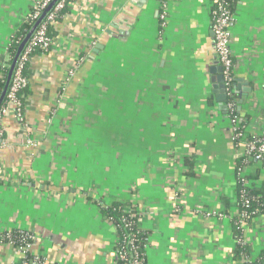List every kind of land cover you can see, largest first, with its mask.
Listing matches in <instances>:
<instances>
[{
	"label": "crops",
	"instance_id": "obj_1",
	"mask_svg": "<svg viewBox=\"0 0 264 264\" xmlns=\"http://www.w3.org/2000/svg\"><path fill=\"white\" fill-rule=\"evenodd\" d=\"M37 1L0 0V65ZM210 6L170 0L164 26L158 0H78L57 18L51 50L29 64V130L14 107L4 120L0 264H18L1 240L18 230L52 263L114 264L118 231L102 208L116 204L138 213L146 264H246L234 259L241 155L218 102ZM231 33L238 111L254 136L264 126V0H236ZM245 169L261 189L259 165ZM244 237L253 261L264 217Z\"/></svg>",
	"mask_w": 264,
	"mask_h": 264
},
{
	"label": "built area",
	"instance_id": "obj_2",
	"mask_svg": "<svg viewBox=\"0 0 264 264\" xmlns=\"http://www.w3.org/2000/svg\"><path fill=\"white\" fill-rule=\"evenodd\" d=\"M53 0H38L33 8V11L29 14L28 19L35 23L42 13L48 8ZM78 0H60L54 10L48 15L45 21L37 30L36 34L30 41L29 45L22 54L14 78L7 95L8 106H1L0 108V148L3 147L2 141L4 138V120L9 113L10 107H14L15 114L17 119L21 122L24 129L29 130V125L25 121V117L21 111V103L17 99V94L20 90L25 87L28 83L27 78L23 76V70L30 61V58L34 51L41 49L43 53H46L51 50L53 46L52 39L49 37V26L53 25L57 20L58 15L68 6H73ZM210 2V20L211 28L213 31L214 39V49L216 53L217 63L222 67V75L224 77V84L227 95L226 110L234 112L236 108L235 97V64L233 59V53L231 49L232 33L231 25L234 18V13L232 11V3L234 0H208ZM160 3V21L164 26L169 16L170 0H159ZM10 65H6V68L9 69ZM3 67V66H2ZM240 119L238 116L230 118L229 126L232 130V142H234L235 149L240 152L242 158H244L243 163L247 164L250 160L254 161L255 164L259 165L261 171L264 175V126L261 132L258 135L252 136L250 140L247 138V128L241 127L239 125ZM238 141V143H237ZM28 143L32 142L29 140ZM237 181L241 187L246 188L249 185V181L246 179L244 170L242 168L237 169ZM241 199V210L238 213V219L235 221L240 229L245 231L248 222L251 218L259 213V210L252 209V201L246 196L245 190L241 191L239 195ZM125 213H130L125 211ZM123 223L127 227H130L128 218L123 217ZM20 234H24V231H9L3 234L1 240L4 243H7L11 247L19 258L18 264H55L48 261L40 253H35V243L36 236L30 233L22 235V238H19ZM129 243L132 249H135L137 244V238L135 235L130 237ZM236 243L245 246L247 245V240L243 236L241 240H236ZM134 256V261L132 264H141L139 261V254L136 252ZM116 260L124 262L126 260V253L124 248L115 250L114 254V264ZM246 263L251 261L245 259Z\"/></svg>",
	"mask_w": 264,
	"mask_h": 264
},
{
	"label": "trees",
	"instance_id": "obj_3",
	"mask_svg": "<svg viewBox=\"0 0 264 264\" xmlns=\"http://www.w3.org/2000/svg\"><path fill=\"white\" fill-rule=\"evenodd\" d=\"M235 1H233L232 3V11L234 13V9H235ZM159 2V0H158ZM68 8H70V6L66 7L63 11H61L58 15V18L61 15H64L66 13H68ZM161 22V21H160ZM34 25V23L29 20L27 18L26 22L19 28V30L15 33V35L13 36L11 43L7 49V55L9 57L8 61L6 64L4 65H0V96L1 93L4 89L5 86V82H6V76H7V72H8V68H6V65H10L13 58L15 57V54L17 52V49L19 47V45L21 44L24 36L30 31L31 27ZM52 25L49 26V37L52 39ZM39 53H43V51L41 49H37L36 51H34V53L32 54L30 61L32 59V57L35 54H39ZM30 61L28 62V64L26 65L25 69L23 70V76L25 78H27V80L29 79V64ZM3 66V67H2ZM28 85L29 83H27V85L25 87H23L20 92L17 94V99L20 101L21 103V111L23 113V115L25 114V107L27 104V96L28 94ZM234 99L236 100V108L234 110V112L231 111H227L226 110V103L227 101L222 105L223 109L221 107V112L223 114V117L226 118L228 120V122L230 123V118L234 117V116H238L240 119V123L239 125L241 127L246 126V121L244 119L241 118L240 113L238 111V101H237V95L235 94ZM8 101L7 99L5 100V103L2 105L4 107L8 106ZM230 127V126H229ZM246 128V127H245ZM231 130V128H230ZM247 133V138L246 140H250L252 138V136L248 135ZM231 135H232V130H231ZM232 139V136H231ZM238 143V141H237ZM234 144V142H233ZM244 158H240L239 160V164L237 166L238 168H242L244 170V174L246 176V179L249 181L250 178H254L253 175L249 176V174H246V167H248L249 165L254 164V161L250 160L247 164L243 163ZM187 165L190 168V171H193L194 169V164L189 162L188 160L186 161ZM264 185V183H263ZM237 201H238V206H239V212L241 210V199L239 198V195H241V191L245 190L246 192V196L251 199L252 201V209L253 210H259V213L255 214L251 220L248 222V224L256 217L258 216H262L264 217V186H262V188H258V187H251L250 184L246 187L243 188L241 187V185L239 183H237ZM129 205H125V204H116L113 207H104L102 208V213L103 215L110 220L111 222L114 223V225L117 228L118 231V243L116 245V249L115 250H119L121 247L124 248V251L126 253V260H124V262H121L119 260H116L115 263L116 264H132L134 261V256L136 252L137 254H139V261L141 264H146V255H145V249H146V245H147V241H148V235L145 231H143L139 224V215L136 212V210L132 207H128ZM125 211H129L130 213H125ZM123 217L124 218H128V222L130 224V227H127L125 225V223H123ZM238 216L236 218L235 221H237ZM24 234L30 233V232H26L24 231ZM233 232H234V239L236 240H241L244 236V232L242 229H240L237 225H233ZM24 234H20L19 238H22V235L24 236ZM32 234V233H30ZM132 235H135L137 238V244L135 249H132L129 240L130 237ZM2 238V237H1ZM4 243V242H3ZM250 256V249L248 247V245L245 246H241L239 244L236 243V248L234 250V259L235 261H239L241 259H248V257ZM250 258V257H249ZM55 264H59V263H55ZM246 264H264V251L258 255V257L255 258V260L246 263Z\"/></svg>",
	"mask_w": 264,
	"mask_h": 264
},
{
	"label": "water",
	"instance_id": "obj_4",
	"mask_svg": "<svg viewBox=\"0 0 264 264\" xmlns=\"http://www.w3.org/2000/svg\"><path fill=\"white\" fill-rule=\"evenodd\" d=\"M59 1L60 0H53L52 1V3L48 6V8L42 13V15L39 17V19L31 27L30 31L24 36L21 44L19 45L17 52L15 54V57L13 58L10 66H9L8 72H7L5 86H4V89H3L1 96H0V108L5 103V100L7 98V95L9 93V90H10V87H11V84H12V81L14 78V74L16 72L18 62H19L22 54L24 53V51L27 48V46L29 45L30 41L32 40V38L36 34L39 27L42 25V23L45 21V19L48 17V15L54 10V8L57 6ZM103 49H104V47L102 45H97L95 47L94 53H98L100 50H103ZM218 72L220 73V75L217 77L218 89L220 90V93H219L220 95L218 96V102L221 105H223L227 100V95H226L224 77L222 75V67L221 66L218 67ZM235 83H237V80H235ZM235 87H237L236 84H234V88ZM249 92H251V89L245 90V93H249Z\"/></svg>",
	"mask_w": 264,
	"mask_h": 264
}]
</instances>
